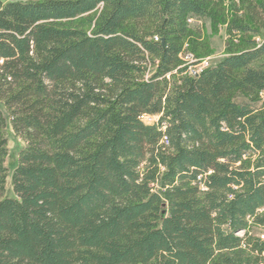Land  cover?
Segmentation results:
<instances>
[{
  "label": "trees",
  "instance_id": "1",
  "mask_svg": "<svg viewBox=\"0 0 264 264\" xmlns=\"http://www.w3.org/2000/svg\"><path fill=\"white\" fill-rule=\"evenodd\" d=\"M203 17L226 53L189 75ZM263 24L264 0H0V264H264Z\"/></svg>",
  "mask_w": 264,
  "mask_h": 264
},
{
  "label": "rangeland",
  "instance_id": "2",
  "mask_svg": "<svg viewBox=\"0 0 264 264\" xmlns=\"http://www.w3.org/2000/svg\"><path fill=\"white\" fill-rule=\"evenodd\" d=\"M235 1L236 3H238V0ZM189 24L192 28L199 31L202 38L207 42L209 46V53L205 56L197 58L198 61L201 62L200 65H203L204 68L217 63L226 53L225 47H226L227 33H226L225 24L212 25L211 20L208 17H203L200 19L193 18L189 22ZM254 38L259 42L264 41V24L262 26H258V32L254 34ZM153 67L155 68V66H150L147 68L152 69ZM262 95L264 96V91L262 92ZM146 121H153V120H151L150 118H146ZM5 133L7 135V140H8L7 142L8 156L5 161V165L7 166L5 195L13 197L14 193L12 191V185H11V174L14 167L17 165L18 151L24 145V141L20 136L16 135L12 131L8 119H7V125L5 127ZM253 231L255 234H259V235L264 233V230L260 227H254Z\"/></svg>",
  "mask_w": 264,
  "mask_h": 264
},
{
  "label": "built area",
  "instance_id": "3",
  "mask_svg": "<svg viewBox=\"0 0 264 264\" xmlns=\"http://www.w3.org/2000/svg\"><path fill=\"white\" fill-rule=\"evenodd\" d=\"M193 18H188L189 22ZM180 58L182 59L183 63L181 67H186V72L189 75H197L200 71L201 68H203V65H200L201 62L198 61V59L195 57L193 53L190 51H187L183 54L180 55ZM199 66V67H198ZM150 67V66H148ZM205 68V67H204ZM154 67L151 69H146V73L144 74V78H148L153 71ZM143 118H150L151 120H155L156 116H149V115H144ZM261 238H264V233L259 235Z\"/></svg>",
  "mask_w": 264,
  "mask_h": 264
},
{
  "label": "bare ground",
  "instance_id": "4",
  "mask_svg": "<svg viewBox=\"0 0 264 264\" xmlns=\"http://www.w3.org/2000/svg\"><path fill=\"white\" fill-rule=\"evenodd\" d=\"M202 70V69H201Z\"/></svg>",
  "mask_w": 264,
  "mask_h": 264
}]
</instances>
